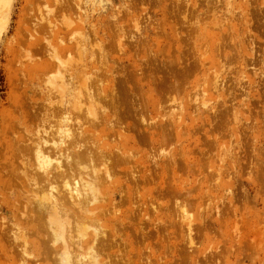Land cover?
I'll return each mask as SVG.
<instances>
[{
  "label": "rangeland",
  "instance_id": "rangeland-1",
  "mask_svg": "<svg viewBox=\"0 0 264 264\" xmlns=\"http://www.w3.org/2000/svg\"><path fill=\"white\" fill-rule=\"evenodd\" d=\"M64 112L114 176L101 261L264 264V0H0V264H63L33 147Z\"/></svg>",
  "mask_w": 264,
  "mask_h": 264
},
{
  "label": "bare ground",
  "instance_id": "bare-ground-1",
  "mask_svg": "<svg viewBox=\"0 0 264 264\" xmlns=\"http://www.w3.org/2000/svg\"><path fill=\"white\" fill-rule=\"evenodd\" d=\"M54 52L52 54L49 53L52 55L51 57H53L54 54L57 55L56 50ZM56 62L54 65L52 64L51 70L57 71L56 73L51 71V73L60 75V81L57 82L56 80L58 78L56 80L53 78V81H56V85H53V89L58 90V95L63 97V93H65L66 87L70 85L71 81L67 80L69 76L68 78H66L68 74L65 73V76V74L63 73L64 70L61 71V69H64L65 67V64L63 65L62 60H57ZM55 65H57V67ZM57 75H55V77ZM72 78H70V80ZM215 82L217 83V81ZM83 83H81L79 91L77 89L78 92H76L75 90L76 95L73 96L75 101L73 100L74 102L72 103H74L75 106L76 99H78V103H76V105L79 104L78 110L80 109L87 113L86 115L92 117L91 119L88 118V120L86 121H88L87 124H89L90 122L89 126L93 127V123L95 124L97 122L95 120L99 119V109L97 110V107L98 105H101L99 104V100L98 97L95 95V92L92 91V86H90L88 83L86 85H83ZM74 88L76 89V86ZM77 94L78 98L75 99V96H77ZM199 94L200 93H198V95ZM60 100L62 99L60 98ZM206 101L204 102L205 104H207ZM64 103L65 102H62L61 105H63ZM83 105H85L84 110ZM66 113L67 112L63 113L64 117L62 116L63 119L60 124H58L59 126L57 127V129H54L55 131L52 129L53 132H49V130L47 129L44 130L42 134H40L41 136L39 137V141H37L33 147L37 167L36 172L38 170V173L40 174L38 178V184H40V188L38 190V197L36 198L38 200L37 205L38 208H41L40 212H42L44 223H46V226H48L45 227L48 228V230H50L52 233L53 241L50 239L51 242L54 244L58 243L55 248L56 251L54 252L56 253V255L59 256V258L57 257V260L60 259V262H62L63 264H107L99 259L100 251L98 247L100 246L99 248H101V245L104 244L105 237L107 234V226L102 222L103 218L101 215L103 214L104 208L106 206L103 202L107 199L106 195L108 196L107 192H105L104 190V187L106 184L109 185L113 183L114 176H112L111 170L106 171L105 173L103 172L104 174H101L100 169L97 166L98 163H94L95 156L97 158V154H94L95 151L92 150L93 147H87L86 145L87 141L85 139V136L90 137V134L86 131V123L82 120V118H80L82 116L86 119V116H83V114L80 117L79 115H75L73 118L71 117L72 115L70 116V114H68L69 116H66ZM72 118L74 119V121ZM92 131L93 130H91L90 133L94 132ZM91 142L92 141H90V143ZM101 153H98V156L99 154L102 155ZM99 158H101V156H99ZM116 162L119 161L116 160ZM105 210L108 211L109 208ZM186 211V209H183L182 219L187 220L190 228L192 222H190L191 220L189 218L191 217H189L190 215L188 216V214L190 213H187ZM191 228L190 232L192 231ZM52 236H50L49 238H51Z\"/></svg>",
  "mask_w": 264,
  "mask_h": 264
}]
</instances>
